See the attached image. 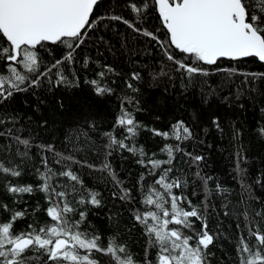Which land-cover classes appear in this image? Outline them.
<instances>
[{
	"label": "snow or ice",
	"instance_id": "obj_1",
	"mask_svg": "<svg viewBox=\"0 0 264 264\" xmlns=\"http://www.w3.org/2000/svg\"><path fill=\"white\" fill-rule=\"evenodd\" d=\"M177 87L180 115L149 107ZM250 111L264 141V0H0V264H215L221 239L232 264H264Z\"/></svg>",
	"mask_w": 264,
	"mask_h": 264
},
{
	"label": "trees",
	"instance_id": "obj_2",
	"mask_svg": "<svg viewBox=\"0 0 264 264\" xmlns=\"http://www.w3.org/2000/svg\"><path fill=\"white\" fill-rule=\"evenodd\" d=\"M123 30V29H122ZM135 44L136 42L133 41ZM141 47H143L142 42L140 43ZM108 55V54H106ZM138 58V57H137ZM109 62L112 61V57L108 56ZM127 62V56H119L115 60V65L119 68L121 65H124L126 67ZM179 92V88L172 90L169 89V95L166 98L163 105H160L157 102V97L160 95V93L157 91L154 94L152 92L146 93V99L149 102V107L155 106L157 110L163 112L168 119H171V115H168V113H172L174 115H180L179 112H176V101H175V93ZM181 103H184L186 108H193V107H199L198 102V95L192 94L191 97L188 100L181 99ZM117 101L113 100L111 104L102 106L97 114L96 119L101 122V127L106 128L107 124L112 120L114 112H115V105ZM78 107V106H77ZM183 111V110H182ZM260 113L259 112H253L250 111L247 114V124L245 125V139L244 143L245 146L249 148V158L250 161L253 162V166L256 168L264 166V141H260L255 133L256 129L260 126ZM183 116L185 119H188V112L184 111ZM140 119H142L146 124L149 126H152L153 117H150L148 113H142L140 114ZM147 141L149 144L152 143L151 139H149L148 135L145 134L141 137V142ZM208 142L213 144V149L209 153L211 159L210 163L215 168L217 173H227L231 170V161L229 159V152H231L233 149L229 145V140L227 136L225 139L221 140L220 136L213 132L212 135L208 137ZM116 164L120 165L121 161L119 157L116 159ZM123 166L125 169V174L127 171L132 172V177L135 179L137 172L139 171L138 166L131 160H125L123 161ZM95 183V181H92ZM93 223H96L102 227H107L106 224L103 223V216L95 217L93 219ZM21 227H24V225H21ZM210 227L215 228V222L213 221L210 224ZM130 244L133 246V250L135 252H141L142 248L144 246V240L141 237L138 230H134L132 234L128 237ZM219 245H222L221 248ZM216 252V256L218 258L217 262L215 264H232L231 260L228 258L229 254L232 252V246L226 239H221L218 243L217 248L214 249Z\"/></svg>",
	"mask_w": 264,
	"mask_h": 264
}]
</instances>
